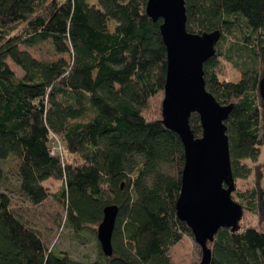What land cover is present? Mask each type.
Returning a JSON list of instances; mask_svg holds the SVG:
<instances>
[{"label":"trees","instance_id":"1","mask_svg":"<svg viewBox=\"0 0 264 264\" xmlns=\"http://www.w3.org/2000/svg\"><path fill=\"white\" fill-rule=\"evenodd\" d=\"M145 1L0 0V160L15 159L18 191L30 203L49 194L61 201L75 232L97 224L103 205L117 206L112 253L104 255L97 242L98 256L78 261L48 249L0 190V264H173L169 247L185 235L191 264L199 261L200 246L175 213L182 144L161 121L165 49L160 19L145 14ZM184 7L188 31L220 30L202 63L204 85L219 103H231L224 124L233 177L255 173L253 187L237 192L238 228L221 227L206 242L209 264H264V164L244 161H256L264 147V98L257 89L264 0H184ZM241 23L250 30L240 39L247 61L234 60L240 75L228 80L220 76L219 47L223 31ZM45 39L55 58L20 47ZM231 48L225 46L229 60ZM8 60L21 68L20 77ZM188 122L199 135L196 113ZM53 136L59 150L51 153ZM49 178L60 180L57 191L44 185ZM245 213L259 224L245 222Z\"/></svg>","mask_w":264,"mask_h":264},{"label":"water","instance_id":"2","mask_svg":"<svg viewBox=\"0 0 264 264\" xmlns=\"http://www.w3.org/2000/svg\"><path fill=\"white\" fill-rule=\"evenodd\" d=\"M144 12L152 21L160 19L158 31L165 49L161 121L178 135L182 144L175 213L200 246L197 264H209L211 251L206 242L221 227L237 229L242 214L241 204L231 197L234 177L224 124L231 103H219L205 88L203 79L202 63L214 53L220 30L188 31L184 0H146ZM257 89L264 98V70L257 80ZM192 112L198 116L199 135H194L189 126ZM261 133L264 141V124ZM116 212L115 203L103 205L96 224L95 236L106 256L112 253Z\"/></svg>","mask_w":264,"mask_h":264},{"label":"rangeland","instance_id":"3","mask_svg":"<svg viewBox=\"0 0 264 264\" xmlns=\"http://www.w3.org/2000/svg\"><path fill=\"white\" fill-rule=\"evenodd\" d=\"M92 1V0H91ZM22 24H18L14 31H18ZM249 28L244 24L234 25L230 32H225V38L221 41L218 56V63L222 69L223 78L228 80H237L240 75L239 67L235 66L233 61L240 59L247 61L243 52L242 34L249 33ZM220 39L217 40L219 42ZM231 45L229 52L233 53L229 60L226 56L225 46ZM26 48L33 56L37 58L52 59L57 54L54 53L51 44L47 39L39 41L34 46L20 45ZM240 54V58L238 57ZM67 58V55H64ZM9 66L12 68L14 75L20 77L23 71L19 66L8 60ZM264 147H260L259 155L256 161L244 160L249 166L256 163L264 164ZM255 173L251 170L244 177H234V189L231 191V197L243 204V200L237 195V192H247L254 185ZM264 181L263 172L261 173L262 183ZM44 185L48 191H57L60 186V180L49 178L44 181ZM0 190L5 191L10 197V208L21 216L22 220L35 229L41 240L48 249L55 252L67 254L70 258L78 261H90L98 256L97 239L95 236L96 223H88L79 231L71 230L67 222L64 220V205L61 201L55 199L49 194L44 200L38 204H32L26 200L18 191L17 175L15 170V159L9 156L5 160H0ZM245 222L250 224H259L256 217L252 213H245ZM264 225V224H263ZM192 241L188 236H182L175 244L169 247V252L173 260V264H191L192 263Z\"/></svg>","mask_w":264,"mask_h":264},{"label":"built area","instance_id":"4","mask_svg":"<svg viewBox=\"0 0 264 264\" xmlns=\"http://www.w3.org/2000/svg\"><path fill=\"white\" fill-rule=\"evenodd\" d=\"M59 150V143H58V140L55 136H53L51 142H50V145H49V151L51 153L54 152V150Z\"/></svg>","mask_w":264,"mask_h":264}]
</instances>
